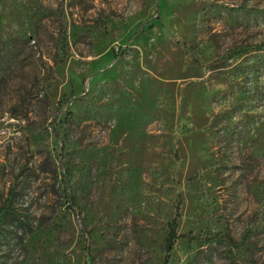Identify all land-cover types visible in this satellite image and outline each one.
I'll list each match as a JSON object with an SVG mask.
<instances>
[{"label": "rangeland", "instance_id": "1", "mask_svg": "<svg viewBox=\"0 0 264 264\" xmlns=\"http://www.w3.org/2000/svg\"><path fill=\"white\" fill-rule=\"evenodd\" d=\"M262 40L264 0H0V264H160L177 204L219 235L169 264H264Z\"/></svg>", "mask_w": 264, "mask_h": 264}, {"label": "trees", "instance_id": "2", "mask_svg": "<svg viewBox=\"0 0 264 264\" xmlns=\"http://www.w3.org/2000/svg\"><path fill=\"white\" fill-rule=\"evenodd\" d=\"M62 33H63L62 34V36H63L62 48H63V50H65L64 43L67 40V34H66L65 30H63ZM263 48H264V40H262L260 43L252 45V46H243V47L239 46V47L231 48L229 51V56L234 57V56H238L241 54H245L249 50H252V49L253 50H261ZM9 210L10 209H9L8 204H4V205L0 206V228L2 227L3 223L5 222L7 215L9 214ZM178 218H179V204H177V209H176L175 215L167 223V232H166V235L164 237V244H163L164 255H163L162 260L160 261V264H169L170 253L173 249L174 244L180 238L186 239L187 241L202 242V241L209 239L211 236L219 235L218 233H214V234L210 233V235H208V234H202L201 232L194 233L193 231H188L186 233H184V232L179 233L177 231ZM229 241H231V238H229ZM232 243H234V242L232 241ZM234 244L236 245L237 243H234Z\"/></svg>", "mask_w": 264, "mask_h": 264}]
</instances>
